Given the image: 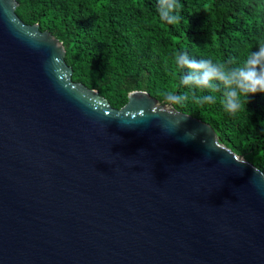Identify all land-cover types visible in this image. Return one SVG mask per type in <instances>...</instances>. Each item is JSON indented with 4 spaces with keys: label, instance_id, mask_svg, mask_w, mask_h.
<instances>
[{
    "label": "water",
    "instance_id": "1",
    "mask_svg": "<svg viewBox=\"0 0 264 264\" xmlns=\"http://www.w3.org/2000/svg\"><path fill=\"white\" fill-rule=\"evenodd\" d=\"M16 7L0 0V264H264V175L144 91L115 109L73 82Z\"/></svg>",
    "mask_w": 264,
    "mask_h": 264
},
{
    "label": "trees",
    "instance_id": "2",
    "mask_svg": "<svg viewBox=\"0 0 264 264\" xmlns=\"http://www.w3.org/2000/svg\"><path fill=\"white\" fill-rule=\"evenodd\" d=\"M15 14L37 24L63 46L71 80L94 89L118 109L131 91L168 104V93L188 99L171 107L208 124L223 146L264 175V93L247 98L235 113L225 111L223 91L215 103L182 83L177 53L190 59L243 62L264 43V0H178L180 20L159 19L158 0H15Z\"/></svg>",
    "mask_w": 264,
    "mask_h": 264
},
{
    "label": "clouds",
    "instance_id": "3",
    "mask_svg": "<svg viewBox=\"0 0 264 264\" xmlns=\"http://www.w3.org/2000/svg\"><path fill=\"white\" fill-rule=\"evenodd\" d=\"M178 0H158L159 19L167 24H176L180 20ZM175 64L178 69H187L182 83L190 89H199L206 93L197 98L198 103H215V92L223 91V107L229 113H235L245 107L247 98L256 93H264V43L255 51H250L242 63L234 65L231 61H217L211 58L190 59L186 53H177ZM188 99L186 95L168 93L165 100L170 105H179ZM153 114L155 112L151 110ZM140 115H144L141 110ZM196 131L186 132L184 139H195ZM210 147H216L215 138L211 142L202 141Z\"/></svg>",
    "mask_w": 264,
    "mask_h": 264
}]
</instances>
